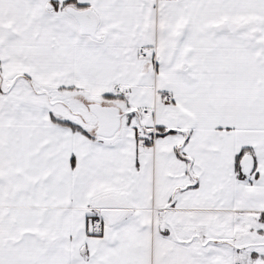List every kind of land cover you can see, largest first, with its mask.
Wrapping results in <instances>:
<instances>
[{
    "label": "snow or ice",
    "instance_id": "6c2138e0",
    "mask_svg": "<svg viewBox=\"0 0 264 264\" xmlns=\"http://www.w3.org/2000/svg\"><path fill=\"white\" fill-rule=\"evenodd\" d=\"M0 264H264V0H0Z\"/></svg>",
    "mask_w": 264,
    "mask_h": 264
}]
</instances>
